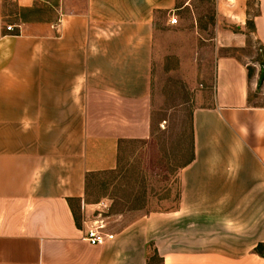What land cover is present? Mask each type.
Wrapping results in <instances>:
<instances>
[{
  "label": "crops",
  "instance_id": "0c3cea01",
  "mask_svg": "<svg viewBox=\"0 0 264 264\" xmlns=\"http://www.w3.org/2000/svg\"><path fill=\"white\" fill-rule=\"evenodd\" d=\"M12 1L0 14V264H148L151 242L158 264H264V105L236 53L217 57L213 97L193 110L176 209L107 229L104 246L83 240L90 178L150 137L156 26L194 0ZM247 1L215 0L264 46V0L253 15Z\"/></svg>",
  "mask_w": 264,
  "mask_h": 264
},
{
  "label": "rangeland",
  "instance_id": "374dc122",
  "mask_svg": "<svg viewBox=\"0 0 264 264\" xmlns=\"http://www.w3.org/2000/svg\"><path fill=\"white\" fill-rule=\"evenodd\" d=\"M247 3L250 15L256 13L255 1ZM13 10L12 0H0V14ZM174 15L176 25L168 24L170 14L156 26L150 137L124 143L117 170L94 175L88 182L86 201L94 205L92 212L102 210L107 229L176 209L179 172L192 159V113L213 97L217 57L236 53L249 68V75L256 71L258 87L251 93L250 102L264 105V46L252 37L250 23L239 31L217 11L215 0H194ZM239 33L246 39L241 48L222 47ZM102 203L108 208L100 207ZM153 246L151 242L148 264H158Z\"/></svg>",
  "mask_w": 264,
  "mask_h": 264
},
{
  "label": "built area",
  "instance_id": "2783aa9c",
  "mask_svg": "<svg viewBox=\"0 0 264 264\" xmlns=\"http://www.w3.org/2000/svg\"><path fill=\"white\" fill-rule=\"evenodd\" d=\"M176 19L172 18L170 20V24L174 25L176 24ZM7 31H12V26H7ZM100 207H103L105 209L108 208V206L104 203L99 205ZM97 215L94 216L93 220H89L88 222H84V230H83V240L87 242L90 246H104L105 244L113 241L114 236L112 234H109L106 228L105 223V216L102 214V210H97Z\"/></svg>",
  "mask_w": 264,
  "mask_h": 264
},
{
  "label": "trees",
  "instance_id": "16d2710c",
  "mask_svg": "<svg viewBox=\"0 0 264 264\" xmlns=\"http://www.w3.org/2000/svg\"><path fill=\"white\" fill-rule=\"evenodd\" d=\"M109 173H112V172H109ZM255 251H256L257 253H259V254H263V252H264V245H259V246L255 249Z\"/></svg>",
  "mask_w": 264,
  "mask_h": 264
}]
</instances>
